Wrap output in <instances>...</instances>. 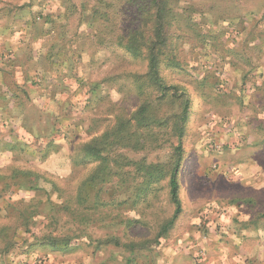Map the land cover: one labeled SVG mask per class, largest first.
<instances>
[{"label":"rangeland","instance_id":"rangeland-1","mask_svg":"<svg viewBox=\"0 0 264 264\" xmlns=\"http://www.w3.org/2000/svg\"><path fill=\"white\" fill-rule=\"evenodd\" d=\"M3 2L23 18L9 28L20 32L19 47L0 56V259L43 264L52 253L82 264L102 250L129 264H264V0H168L173 54L159 73L190 101L178 173L182 213L153 245L173 211L165 182L157 198L135 204L131 190L111 195L104 186L105 220L60 251L37 239L77 228L70 214L48 206L72 200L97 167L81 146L145 101L166 115L177 105H159L145 61L122 47L139 25L127 0ZM6 11L0 20L12 22ZM155 133L156 142L141 138L137 151L116 145L109 157L165 161L175 140ZM118 170L132 186L122 176L132 169ZM111 179L107 188L121 184Z\"/></svg>","mask_w":264,"mask_h":264},{"label":"trees","instance_id":"trees-1","mask_svg":"<svg viewBox=\"0 0 264 264\" xmlns=\"http://www.w3.org/2000/svg\"><path fill=\"white\" fill-rule=\"evenodd\" d=\"M129 6L133 8L138 17V27L133 29L129 35L122 39L124 50L135 57H141L146 63V73L143 75L149 87H152L159 93V105H162L165 99L168 106L177 105V110L170 114H160L151 106V103L145 101L135 111L126 118L118 117L113 129L99 138H93L81 146L80 153L83 158H90L97 162V167L91 175L85 179L78 187L74 198L67 199L62 206H48L50 210L62 211L68 213L77 220V228L71 233L55 237L51 234L44 235L37 239L40 244L47 248L55 250H66L72 239L81 238L86 235L85 229L94 223H102L104 205H99L100 191L106 186L107 194L121 190L129 191L133 194V203L135 199L149 195L152 199L157 198L161 191V184L165 182L167 188V198L169 205L173 207L172 214L166 219L155 237L152 244H159L162 238H165L176 220L182 213V205L179 198L178 173L182 162L183 136L185 124L189 116L190 101L183 91L174 85H167L161 79L159 69L162 64L169 67L166 60L171 58L173 51L170 50L171 43L167 40L168 25V0H127ZM263 17V16H262ZM170 44V45H169ZM264 98V85L261 88ZM166 103V102H165ZM166 104V105H167ZM163 132L171 143V152L167 155L165 161L156 163H147L144 159L134 161L129 157L117 155L115 159L109 157L110 152L116 145L140 150L142 143L139 139H144L145 143L157 141L155 130ZM132 151V150H130ZM121 167L130 168L131 171L124 172L122 176L130 178L132 186H127V179H121L119 176ZM131 172V173H130ZM121 179V184L116 183L115 187L107 186L111 184V178ZM95 190L93 200H89L92 191ZM60 192V191H59ZM57 192L60 196L61 193ZM75 204V205H73ZM119 203H115L117 206ZM135 204V203H134ZM74 208H73V207ZM133 221H127L128 226ZM114 241L115 238L112 237ZM153 244V245H154ZM115 246H119L116 241ZM126 245V244H125ZM136 245L129 243L125 246L134 251ZM136 249V248H135ZM139 250V248H138ZM129 264V263H128Z\"/></svg>","mask_w":264,"mask_h":264},{"label":"crops","instance_id":"crops-1","mask_svg":"<svg viewBox=\"0 0 264 264\" xmlns=\"http://www.w3.org/2000/svg\"><path fill=\"white\" fill-rule=\"evenodd\" d=\"M4 6L5 2H3V0H0V19L4 18L3 11L7 10ZM17 11L18 10H14L11 13L8 10L6 11V17H11L13 19L12 22H2L3 20H0V56L3 54V57H6L8 54H10L11 50L14 52L16 48L19 47L22 41L20 32L15 33L13 29H9L19 24H21L22 26L21 19L23 18V15L19 14ZM12 31L14 33H11ZM97 253V258H92L89 256L87 260H83L82 264H128V259L124 260V258L121 255H118L116 252H108L107 255H104L105 252L101 250ZM53 256L55 257V255L51 253L50 260L48 262L44 261L43 264H63L61 260L56 259ZM22 260H24V258ZM22 260L19 259L16 262L15 260L14 262H12V259L3 258L0 259V264H17L18 262L21 263Z\"/></svg>","mask_w":264,"mask_h":264}]
</instances>
